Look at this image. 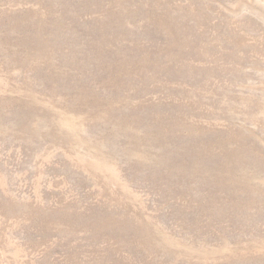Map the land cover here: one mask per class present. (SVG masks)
Wrapping results in <instances>:
<instances>
[{
    "label": "rangeland",
    "instance_id": "rangeland-1",
    "mask_svg": "<svg viewBox=\"0 0 264 264\" xmlns=\"http://www.w3.org/2000/svg\"><path fill=\"white\" fill-rule=\"evenodd\" d=\"M0 264H264V0H0Z\"/></svg>",
    "mask_w": 264,
    "mask_h": 264
}]
</instances>
